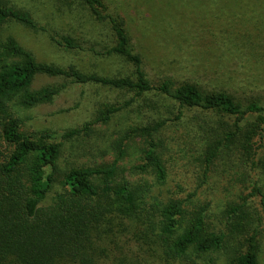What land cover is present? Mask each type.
<instances>
[{
  "label": "trees",
  "instance_id": "trees-1",
  "mask_svg": "<svg viewBox=\"0 0 264 264\" xmlns=\"http://www.w3.org/2000/svg\"><path fill=\"white\" fill-rule=\"evenodd\" d=\"M81 2L96 24L108 25L109 41L94 28L86 44L83 21L73 9L71 19L81 27L76 34L80 39L68 32L57 34L58 38L51 34V39L64 49L121 57L133 65L132 74L109 76L38 60L14 36L3 37L2 28L14 20L47 29L38 26L29 10L0 0V264H216L221 258L223 264H261L264 184L260 178L242 202L229 204L220 213L210 200L196 203L195 192L182 195L179 189L166 198L155 193L169 179L159 134L170 118L130 128L126 138L141 136L146 142L141 159L131 166L122 164V138L112 160L60 168L68 140L83 132L91 134L94 124L110 120L131 99L105 106L82 126L59 133L23 128L20 107L51 103L63 88L57 84L33 88L35 77L63 76L75 84L169 96L178 104L175 120L187 109L203 114L208 124L220 118L208 140L205 176L221 153L234 149L246 153L254 167L264 168L260 164L264 103H246L224 90L206 91L188 81L176 84L167 78L153 83L141 55L134 51L123 17L110 13L104 0Z\"/></svg>",
  "mask_w": 264,
  "mask_h": 264
},
{
  "label": "rangeland",
  "instance_id": "rangeland-1",
  "mask_svg": "<svg viewBox=\"0 0 264 264\" xmlns=\"http://www.w3.org/2000/svg\"><path fill=\"white\" fill-rule=\"evenodd\" d=\"M3 1L29 10L38 26L47 29L29 28L14 20L2 28L3 37L14 36L38 60L62 66L73 64L83 71L109 76L132 74L133 65L121 57L64 49L51 39V34L58 38L57 34L65 32L80 39L76 34L81 27L72 20L73 9L79 11L83 21L84 40L93 35L95 28L99 37L109 41L108 25L96 24L81 0ZM104 2L110 13L125 20L134 51L141 55L144 70L153 83L167 78L176 84L188 81L206 91L224 90L246 103L252 100L264 103V0ZM47 84L62 85V91L51 103L20 107L23 128L27 130L49 129L59 133L82 126L105 106L132 100L110 120L94 124L91 134L83 132L68 140L61 169L70 163L112 160L119 153L122 138L125 149L122 164L131 166L141 159L146 142L141 136L126 138L130 128L166 117L171 120L159 137L170 173L167 183L155 192H161L162 198L179 189L183 190L182 195L195 192L196 203L210 200L214 211L220 213L229 204L242 202L258 178L264 184V168L254 167L246 153L235 149L221 153L204 175L208 140L214 128L220 126V118L208 124L203 114L187 109L180 120H175L178 104L169 96L156 92L136 95L133 90L95 83L75 84L63 76L37 75L32 87ZM260 164L264 167V162ZM262 226L261 264H264V222ZM223 262L221 258L216 264Z\"/></svg>",
  "mask_w": 264,
  "mask_h": 264
}]
</instances>
